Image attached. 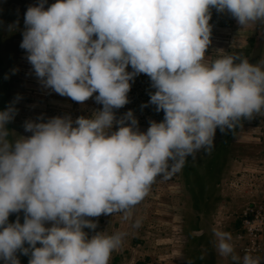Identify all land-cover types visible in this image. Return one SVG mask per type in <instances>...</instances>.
Masks as SVG:
<instances>
[{
  "label": "clouds",
  "instance_id": "obj_1",
  "mask_svg": "<svg viewBox=\"0 0 264 264\" xmlns=\"http://www.w3.org/2000/svg\"><path fill=\"white\" fill-rule=\"evenodd\" d=\"M46 4L40 0L24 15L20 47L32 72L46 89L77 102L95 93L103 107L75 119L25 120L31 135L15 138L7 125L22 97L0 110V261L21 264L19 252L30 254L28 264H109L126 233L89 237L85 229L98 225L90 217L123 212L127 219L158 177L180 172L201 149L210 152L218 128L235 129L264 110V60L235 54L205 60L210 9L230 12L244 26L264 20V0ZM140 73L156 89L147 103L164 113L146 131L133 110L119 118L115 111L129 103ZM21 210L23 223L19 216L9 222ZM213 233L218 253L233 264H264L251 252L235 253L230 231Z\"/></svg>",
  "mask_w": 264,
  "mask_h": 264
},
{
  "label": "rangeland",
  "instance_id": "obj_2",
  "mask_svg": "<svg viewBox=\"0 0 264 264\" xmlns=\"http://www.w3.org/2000/svg\"><path fill=\"white\" fill-rule=\"evenodd\" d=\"M39 2L0 0V110L18 95L22 97L16 103L15 119L7 125L16 131L10 138L31 135L24 129L25 120L67 114L75 119L103 107L95 93L77 102L46 89L32 72L20 43L24 15ZM54 2L47 0L45 7ZM210 11L213 28L206 62L228 54L253 63L264 60V20L242 26L230 12ZM13 24H17L15 31L10 30ZM14 68L18 69L15 73ZM155 90L147 74L137 75L128 93L129 103L115 110L117 117L133 110L142 131L152 120H162L163 111L147 103ZM17 216L23 223V210L10 214L9 222ZM89 219L98 221L95 230L85 229L89 237L99 231L126 233L109 264H233L231 256L218 253L214 228L232 233L235 253L241 257L246 251L264 257V110L252 119L242 118L235 129L222 132L218 128L212 150L190 155L183 169L170 178L158 177L127 219L123 212ZM18 255L21 264H28L30 254Z\"/></svg>",
  "mask_w": 264,
  "mask_h": 264
}]
</instances>
